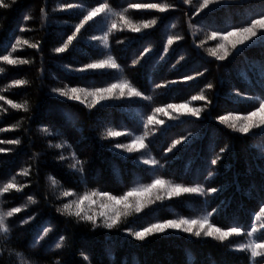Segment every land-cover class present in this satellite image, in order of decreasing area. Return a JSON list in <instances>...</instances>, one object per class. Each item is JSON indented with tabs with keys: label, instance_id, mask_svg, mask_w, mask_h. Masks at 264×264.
Returning <instances> with one entry per match:
<instances>
[{
	"label": "trees",
	"instance_id": "1",
	"mask_svg": "<svg viewBox=\"0 0 264 264\" xmlns=\"http://www.w3.org/2000/svg\"><path fill=\"white\" fill-rule=\"evenodd\" d=\"M70 2L91 4L94 0H17L10 9L0 10V52L4 51L6 45L10 51V44L15 42V36H21L33 43L37 41L41 43L40 52L24 47L22 51L14 53V56L34 61L33 64L16 67L0 65L6 69L4 74H0V88L12 79H26L30 82L29 86L12 89L4 95L14 101L26 99L32 106V112L29 114L9 109L8 113L0 116V127H10L17 120L30 116V119L25 120L24 131L0 133V139L17 137L22 139L20 146L0 145V148L11 149L0 153V181L8 179L21 168L34 165L33 153H41L39 183L36 181V168L33 167V177L27 181L30 187L24 190V193L33 194L39 203L29 206L25 212L14 218L19 220L31 214L36 219L23 227H14L12 246L25 252L34 230L41 222L52 220L55 229L44 243L61 233L71 239L72 245L62 253L46 252L41 248L26 252L25 258L30 256L35 264H51L54 258H59L61 264H87L82 259L81 252L90 258L91 264H187L189 260L192 264H247L243 253L226 249L210 239L196 240L171 230L168 234L149 238L148 242L140 244L127 236L123 229L119 232L97 230L93 233L83 224H66L55 211L59 201H56L50 192L46 177L52 175L65 188H73L76 191H83L87 187L107 190L113 194L122 193L134 186L137 181L149 183L156 176L186 186L199 183L206 187H216L221 189L216 194L199 197L185 195L153 205L152 208L145 210L147 215L140 214L144 219L131 223L130 226L135 228L142 226L146 221L203 215L204 202L207 201L209 211L211 208L219 207L220 214L213 217L217 225L239 224L247 228L253 212L259 210V204L262 202L264 134L258 133L251 138L240 137L239 134L232 133L218 124L217 117L234 110L237 114H246L248 102L236 98L234 95L236 91H241L244 95H258L264 91V75L261 74L264 66V49L255 47L247 52V58L230 57L228 61L220 62L196 48L193 41L200 42L204 35L203 29L224 28L229 22L240 25L243 23V17L251 12L260 11L262 0H242L241 4H224L221 9L214 8L211 13L207 15L201 13L199 16H196L188 5L183 4L182 0H159L175 5V10L169 13L130 10L128 14L137 19L163 17V22L158 19L153 29H146L141 33L116 32L110 38L112 54L122 68L133 54L139 53L140 56L145 47L153 49L135 66H128L125 71L123 69L124 76L135 87L148 94L151 84L164 83L170 79L181 80L184 74L195 75L197 70L204 72V75L195 81L167 89H157L154 85L153 93L148 94L154 97V104L182 103L190 100L191 95L199 93L208 82L214 85L213 89L205 91L212 104L201 113L199 120L195 117H182L184 122L179 123L169 121L166 116H160L159 118L165 121V126L156 131L154 136L149 137L146 141L149 144L147 150L142 149L135 153L114 149L113 142L100 139V132L108 126L117 130L137 127L138 123L141 124L138 111L150 112L147 102L137 98L131 101L102 102L103 107L97 105L96 109L89 112L77 102L65 101L50 93L54 86L62 87L64 84L84 86V81L78 79V74L70 69L87 62L89 56L96 58L98 43L87 41V37L91 34L99 35V27L90 28L87 25L85 30H82V35L78 37L82 42L76 46L75 51L70 49L68 53L59 56L52 51L71 34V26L78 22V13L74 10L53 11L58 5ZM109 2L120 10L127 7L130 2L155 0H109ZM41 8H45L48 13L47 21H42ZM186 12L191 15L195 29L199 30L195 34L189 30V17L185 15ZM25 15L32 18L24 21ZM96 20L100 21V18ZM173 23L177 25L174 29L171 27ZM20 27L30 30L21 33ZM168 34H180L185 39L179 42V46L173 45L172 48L177 50L174 52L170 48L169 55L161 60L159 56L162 55V44ZM117 39L123 40L124 43H116ZM214 44L215 42H209V46ZM180 54L185 56V60L176 64ZM65 65L69 67L66 68ZM108 82H112L110 74L97 76L94 81L97 86H104ZM0 105H3V101H0ZM190 106L205 105L203 101H192ZM3 107L7 108V105ZM69 112L73 115L66 120L65 116ZM40 127H49L62 135L45 138L38 132ZM81 128L82 136L76 130ZM140 131L142 128L135 132L139 134ZM182 136H188V141L178 145L172 152H167L172 140ZM59 139H67L77 155L87 161L86 183L78 184L77 178L70 174L66 162H59L55 158V150L48 149L49 143H56ZM117 139L128 142L125 137ZM226 144L230 145V150L222 155L217 165L212 166L210 160ZM142 153L150 154L164 167L153 169L140 163ZM210 168L214 170L215 175L208 179ZM157 169L161 172L152 176ZM168 174L173 178H169ZM17 180L25 182L23 177H17ZM24 193H11L3 207L24 204L26 202ZM193 204L197 205V209L189 207ZM6 260L7 256L0 260V264H5Z\"/></svg>",
	"mask_w": 264,
	"mask_h": 264
},
{
	"label": "snow or ice",
	"instance_id": "2",
	"mask_svg": "<svg viewBox=\"0 0 264 264\" xmlns=\"http://www.w3.org/2000/svg\"><path fill=\"white\" fill-rule=\"evenodd\" d=\"M17 3V0H0V10L10 9ZM182 3L188 5L193 9L196 16L201 13H211L213 9H221L224 4H241L242 0H182ZM74 10L78 13V22L71 26V34L66 36L62 42L54 47L52 51L57 54L68 53L70 49L76 50V46L82 41L78 39L82 35V30L85 26L90 28L99 27L100 34H91L87 37V41L97 42L96 58L89 56L87 62L82 63L79 67H73L70 70L78 74V79L84 81V86H69L64 84L62 87H52L50 93L62 98L65 101L77 102L85 109L91 112L96 109L97 105H104L102 102L109 101H131L137 98L140 101L147 102L150 107V112L140 114V122L142 131L136 134L135 130L121 128L117 130L112 126L104 127L100 132V139L107 140L112 143L114 149H119L126 153L139 152L142 149L147 150L149 144L146 143L150 136H154L156 131L165 126V121L160 119V116H166L169 121L183 123L182 117H195L197 120L201 118V113L206 111L208 105L212 104V100L205 94L206 90L213 89L214 85L208 82L205 88L201 89L199 93L191 95L190 100L182 103H164L154 104V97L145 94L143 91L135 87L129 79L123 75L122 65L117 63V59L112 54L110 46V38L116 32L141 33L146 29H153L158 22V19L163 22V17H153L150 19L133 18L128 13L130 10H148L155 13H169L175 10V5L167 2H130L127 7L117 10L109 0H94L91 4L85 2H70L63 3L53 8V11H68ZM207 10V12H205ZM42 21L49 19L45 8H41ZM188 19V27L194 34L199 31L195 29L192 24V18L189 13H185ZM32 17L25 15L24 21L30 20ZM100 18L103 21H97ZM92 22V23H90ZM44 26L43 24L41 25ZM174 29L177 27L175 23L171 25ZM30 29L20 27L21 33L29 31ZM204 35L199 43L193 41L196 48L201 49L207 53L209 57L214 58L215 61H228L230 57L243 56L247 58V52L255 47L264 49V0H262L259 12H251L243 17V23L235 25L229 22L224 28H212L211 30L203 29ZM147 35V33L145 34ZM15 42L10 44V51L8 46H5L3 52H0V65H7L16 67L20 65H31L34 61L14 56V53L22 51L24 47L34 49L37 52L41 50V43L31 42L21 36L14 37ZM185 37L180 34H168L165 42L162 44V55L159 59L163 60L169 55L170 48L173 45L179 46V42L183 41ZM215 42L214 46H209V42ZM116 43L122 44L123 40L117 39ZM153 51L150 47H145L140 53L138 59L133 60L132 66H135L143 59L145 55ZM185 60V56L180 54L176 64ZM175 64L173 68H175ZM68 68V65H65ZM207 71V69H205ZM6 72L5 67H0V74ZM110 74L112 82L106 83L104 86H97L94 81L97 76ZM261 74L264 75V66H262ZM204 75V72L196 71L195 75L184 74L181 80L170 79L164 83L155 85L159 88H169L177 86L189 81H195L198 77ZM30 82L26 79H12L4 87L0 88V101L7 108L0 105V116L8 113L11 109L14 112H22L29 114L32 112V106L28 100L14 101L7 98L4 93L12 89L24 88L29 86ZM235 97L248 102L245 110L246 114H237V111H229L227 114L219 115L217 123L223 125L232 133L239 134L240 137L251 138L258 133L264 134V91L260 94L244 95L241 91L234 93ZM192 101H203L204 107L190 106ZM73 114L67 113L65 119L67 120ZM30 119V116H25L16 121L10 127H0V133L24 131L25 120ZM159 126V127H158ZM83 133V129H76ZM38 132L41 136L59 137L62 133L54 131L49 127H40ZM191 135V133L189 134ZM125 137L128 142H121L117 138ZM188 136H182L174 139L171 145L167 148V152H172L178 145H182L188 141ZM22 139H0V145L20 146ZM48 149L55 150V158L67 164L70 174L77 178V183H86L85 165L87 161L82 160L73 150V145L67 139H59L56 143H49ZM230 150V145H225L220 148L214 158L210 160V164L215 166L222 159V155ZM11 151V149L0 148V153ZM41 153H33L32 159L34 165L21 168L14 175L8 179L0 181V260L7 256L5 264H35L31 257L25 258L26 252L41 248L46 252L62 253L69 249L72 245L71 239L64 234L58 233L57 236L47 243H44L55 229L52 220H45L34 230L31 237L30 244L27 246L25 252L19 251L12 246V238L14 227H23L31 224L36 217L29 214L27 217H21L19 220L14 218L20 213L25 212L29 206L37 205L39 201L33 194L24 193L26 188L30 185L27 182L33 177V167L36 168V181L39 183L40 177V163ZM140 163L149 165L151 168L160 167L164 165L152 157L150 154L142 153ZM215 172L213 169L208 171V179L213 178ZM17 177L25 178V182L21 183ZM48 188L55 196V200L59 201L56 205L55 211L63 218L66 224L85 225L89 230L95 233L97 230H106L111 233L113 231H126L127 236L133 240L144 244L149 241V238H156L169 233V230L188 235L196 240H212L226 249L234 252L245 254L247 264H264V189L261 191L262 202L259 204V210L254 211L251 223L244 228L239 224H225L217 225L214 222V215H219V207L208 210L207 201L204 202L203 215L196 216H179L176 218H168L163 220L146 221L142 226L131 227V223H136L144 217L140 216L145 213L146 209L152 208L153 205L163 203L166 200L173 198H180L182 196H205L216 194L221 191L216 187H206L199 183L194 186H186L182 183H176L171 180L156 176L151 179L149 183L136 182L134 186L127 188L119 194H113L107 190L97 188L85 187L83 191H76L73 188H65L59 180L52 175L46 177ZM24 193L26 202L18 206L4 208L7 197L11 193ZM47 199V197H46ZM155 211V209H153ZM147 215V213H145ZM238 238V240L236 239ZM111 257V252L109 251ZM82 259L91 264L90 258L84 252L80 253ZM51 264H61L59 258H54ZM187 264H192L189 260Z\"/></svg>",
	"mask_w": 264,
	"mask_h": 264
},
{
	"label": "rangeland",
	"instance_id": "3",
	"mask_svg": "<svg viewBox=\"0 0 264 264\" xmlns=\"http://www.w3.org/2000/svg\"><path fill=\"white\" fill-rule=\"evenodd\" d=\"M139 56V53H137V54H133V56H131L130 58H128V60H127V62L125 63V64H123V69H124V71H125V69L128 67V66H131L132 65V62H133V60H134V58H136V57H138ZM178 58V57H177ZM176 58V59H177ZM123 75H124V72H123ZM154 85H155V83L154 84H151V86H150V88H149V92L150 93H153V89H154ZM148 92V94H150ZM183 96H185V95H183ZM142 112H144V113H146V111H138V113H139V115L142 113ZM121 126V125H120ZM142 127H141V124L140 123H138V126L137 127H130L129 129L130 130H135V131H138V130H140ZM172 139V138H171ZM162 152V151H161ZM159 172H161V170L160 169H157V171H155V172H153V174H152V176H154V175H156V174H158ZM168 176H169V178H173V176L171 175V174H168ZM167 176V177H168ZM193 181H195V180H193ZM202 181H204V180H202ZM189 207L191 208L192 207V209H197V205L196 204H193L192 206L191 205H189Z\"/></svg>",
	"mask_w": 264,
	"mask_h": 264
}]
</instances>
